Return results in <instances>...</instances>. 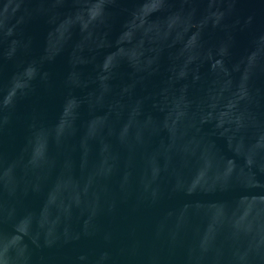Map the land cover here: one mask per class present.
Masks as SVG:
<instances>
[{
  "label": "water",
  "instance_id": "1",
  "mask_svg": "<svg viewBox=\"0 0 264 264\" xmlns=\"http://www.w3.org/2000/svg\"><path fill=\"white\" fill-rule=\"evenodd\" d=\"M0 264H264V0H0Z\"/></svg>",
  "mask_w": 264,
  "mask_h": 264
}]
</instances>
